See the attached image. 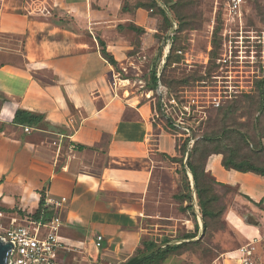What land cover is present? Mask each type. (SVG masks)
<instances>
[{
    "label": "crops",
    "instance_id": "obj_1",
    "mask_svg": "<svg viewBox=\"0 0 264 264\" xmlns=\"http://www.w3.org/2000/svg\"><path fill=\"white\" fill-rule=\"evenodd\" d=\"M136 3L0 0V36H10L0 42V234L32 220L44 194L62 220L63 245L53 264H124L132 258L148 230L144 223L160 217L150 212L163 197L159 175L177 170L172 147L157 139L140 105L145 90L123 75L131 65L139 69L134 75L143 72L138 61L144 46L129 54L134 46L121 33L141 10ZM99 38L118 66L102 55ZM17 109L44 120L16 124ZM222 159L210 155L206 169L235 188V207L227 206L223 223L236 237L229 234L218 260L240 264L247 246L252 264H264V174L226 169Z\"/></svg>",
    "mask_w": 264,
    "mask_h": 264
},
{
    "label": "rangeland",
    "instance_id": "obj_2",
    "mask_svg": "<svg viewBox=\"0 0 264 264\" xmlns=\"http://www.w3.org/2000/svg\"><path fill=\"white\" fill-rule=\"evenodd\" d=\"M136 4L135 9L141 10L134 12L126 21L128 23L121 33L134 46L129 54H135L144 46L145 52L138 61V67L143 72L139 76L134 75V71L139 69L131 65L123 75L135 77L136 86L145 90L146 99L140 105L145 108L148 118L159 126H153L155 136L160 142L164 141L166 148L172 147V158L180 157L177 137L166 127L167 122L173 123L181 132L198 138L209 130V124H221L223 110L230 101L256 91L257 83L264 77V0L244 2L233 11L224 0H181L175 10L179 20L176 29L170 27L169 21L150 0H137ZM7 38L10 36H0V42ZM15 39L21 40L19 37ZM11 58L7 55L3 57L4 60ZM154 68L159 79L156 91L149 89L150 74ZM158 101L161 104L160 116L156 107ZM238 106L241 107L233 115V121L245 127L232 130L255 135L253 138L262 141L264 147V134L246 127L247 124L260 123L264 128V112L252 113L251 106L246 102ZM192 145L191 141L190 147ZM157 150L164 155L159 148ZM240 154L252 153L243 147ZM254 156V162L264 166V150ZM176 167L174 174L164 169L159 175L163 197L160 203L151 204L150 212L160 217L150 218L144 223L148 229L144 241L159 245L162 240L168 239L169 244L162 248L186 242L182 236L193 224L191 214L184 210L189 202L181 201L174 195L190 190L194 192V178L188 169L185 176L181 163H176ZM175 173L181 182L177 186L174 185ZM211 185L209 195H215L217 199L209 205L206 233L200 243L186 245L162 259L155 257L148 264H223L218 260L223 244L229 234L236 237L235 231L223 227L226 213L223 210L228 205L235 207L237 194L234 187L216 182ZM199 218L202 219L201 213Z\"/></svg>",
    "mask_w": 264,
    "mask_h": 264
},
{
    "label": "trees",
    "instance_id": "obj_3",
    "mask_svg": "<svg viewBox=\"0 0 264 264\" xmlns=\"http://www.w3.org/2000/svg\"><path fill=\"white\" fill-rule=\"evenodd\" d=\"M152 5L155 6V8L158 9V11L169 21L170 27L173 26V22L175 21L177 23V28L179 27V20L176 14V8L178 4L181 2V0H176L175 2L171 3L169 0H164V3L167 5V9L163 8L158 4L156 0H150ZM137 5V4H136ZM127 7H125L126 9ZM58 23H63L65 20L60 19L57 21ZM3 36V35H1ZM99 44L101 47V53L102 55L114 66H118L117 60L114 58V56L107 50V46L104 40L98 39ZM150 81L151 86H149L150 90L156 91L158 86V77L156 69L154 68L150 74ZM156 94H154L152 97L154 98ZM151 97V99H152ZM243 102H246L251 106L252 113L253 112H264V77L262 80H259L257 83V89L256 91L250 92V93H244L239 99H235L230 101L229 105L226 106V108L223 110V117L221 119V124L217 123H211L207 127H209V130H205L202 136L200 137H192L190 134L181 132L173 123L167 122L166 127L168 129H171L176 137H177V150L178 153H180V157H169L172 159V161L181 163V166L185 169L184 173L185 176H187V170L188 169L194 178L195 183V193L197 198V204L199 206V210L201 213V218L203 221V229L202 232L200 230L199 221L197 218V214L194 208V193L192 190L189 192H182L180 194L174 195L175 198L181 200V201H188L189 204H187L184 208L185 211H190V214L194 221V226L185 233L182 238L186 239V242H182L180 244L176 245H170L165 248H161L148 257L139 260L135 264H148L152 259L155 257L158 258H164L168 253L174 252L176 250H181L186 245L189 244H198L203 239L206 233L207 228V221L206 216L209 214V205L213 201H215L217 198L216 196H210L209 194L212 192V183L216 182L220 185L228 186L224 183H221L217 181L206 169V163L210 155L212 154H222V164L226 169H235L243 172H255L258 174H264V166L256 164L255 156L258 155L262 150H264V147L262 145V141L256 140L251 136L249 132L247 134L242 133H235L232 128H238L239 126L245 127V125H239L236 121H233V115L240 109L238 106L239 104H243ZM231 104V105H230ZM157 110H158V116H160L161 111V104L158 101L157 102ZM44 120V115L32 112L25 109H17L14 114L13 122L20 125H27V126H36L39 123H41ZM259 120V117L257 118V122ZM233 121V122H231ZM151 126H157L155 122L150 120ZM247 128L252 127L253 131H259L261 134H264V128L260 126V123H253L252 125L247 124ZM182 133V134H179ZM249 133V134H248ZM182 135V136H179ZM184 136V137H183ZM182 138V140L180 139ZM257 138V136H256ZM193 143V145L190 147V143ZM250 146V148H249ZM243 147H247L250 149L251 155H241L240 151ZM186 160V166L184 165L185 158ZM232 188V187H231ZM227 207L223 210L225 212ZM55 212L50 211L49 208L46 206L45 203V196L44 194L41 197L40 200V206L37 212L32 216L35 220H50L52 217H54ZM224 222V221H223ZM250 223H254L253 220L249 219ZM224 227V223H223ZM198 239H195L197 236H199ZM168 242V239L162 240V243ZM143 246V247H142ZM142 246L139 247L136 252V254H140L142 252H145L147 250L152 249L153 247L157 246V243H154L153 241L146 242L142 241Z\"/></svg>",
    "mask_w": 264,
    "mask_h": 264
},
{
    "label": "built area",
    "instance_id": "obj_4",
    "mask_svg": "<svg viewBox=\"0 0 264 264\" xmlns=\"http://www.w3.org/2000/svg\"><path fill=\"white\" fill-rule=\"evenodd\" d=\"M160 6L167 9L164 0H156ZM171 3L176 0H169ZM231 11L238 8L242 3L256 0H224ZM173 28L177 23L173 22ZM61 206V202H55ZM62 225L60 216L51 220H28L25 223H15L5 233L0 234L5 242L12 243L9 254V264H53L56 250L63 245L59 235ZM102 237L98 238V244ZM242 258L240 264H252L248 259L252 251L244 246L241 248Z\"/></svg>",
    "mask_w": 264,
    "mask_h": 264
},
{
    "label": "water",
    "instance_id": "obj_5",
    "mask_svg": "<svg viewBox=\"0 0 264 264\" xmlns=\"http://www.w3.org/2000/svg\"><path fill=\"white\" fill-rule=\"evenodd\" d=\"M190 175L193 177L191 172H190ZM193 190H194L193 193H194V202H195V201H197V199H196V194H195V183H194V181H193ZM200 223H201V225L203 224L202 219H200ZM167 244H169V243H167V242L162 243V244H159V245L153 247L150 250H147V251L142 252L140 254L134 255L132 258L127 260L124 264H135L139 260L148 257L149 255H151L155 251L161 249L162 247L166 246ZM11 248H12V243L5 242L3 240V238L0 237V264H9V254H10Z\"/></svg>",
    "mask_w": 264,
    "mask_h": 264
},
{
    "label": "bare ground",
    "instance_id": "obj_6",
    "mask_svg": "<svg viewBox=\"0 0 264 264\" xmlns=\"http://www.w3.org/2000/svg\"><path fill=\"white\" fill-rule=\"evenodd\" d=\"M195 206H196V209L198 210V204H197V201H195Z\"/></svg>",
    "mask_w": 264,
    "mask_h": 264
}]
</instances>
